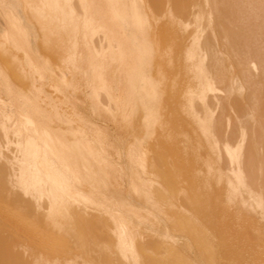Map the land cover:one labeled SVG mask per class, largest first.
Instances as JSON below:
<instances>
[{"label":"bare ground","instance_id":"obj_1","mask_svg":"<svg viewBox=\"0 0 264 264\" xmlns=\"http://www.w3.org/2000/svg\"><path fill=\"white\" fill-rule=\"evenodd\" d=\"M137 1L140 3L138 4L139 6L142 5L145 8V12L143 11L144 14L143 12L140 13V7L137 11ZM137 1H114V4L116 6V18L118 19V17H120L123 24H129L131 28V36H129L128 38V34L121 33L119 38H115L116 42L114 45H112L113 42L109 44L107 34L104 31H102L101 29H95L91 37L94 52L108 55L109 47H111L112 45L115 58L124 61V57H129L131 59L132 57H136L134 52L135 48L141 47L144 40L147 39L151 41L154 39V35L156 32L154 27V20L156 21V15H159L160 13H154V9L149 4V0ZM195 3L193 5L196 6L197 11L193 13L194 16L192 14L193 19L189 20V18L187 20V17L184 20V17L182 15V19L184 21H181L185 27L194 23L198 28V33L195 35L194 41L196 50L195 52H192V55H195L197 57L195 69L201 78V85L199 88L194 89L192 93H190L191 90L189 92V111L190 114L194 115L202 134L206 137L208 142H210L211 149H216L218 150V152L223 151L225 156L227 157L229 167L227 168V170L225 168V164L224 168L230 172L235 188L240 190V194L243 191L247 194L246 199L243 200L244 206L250 211L255 208L263 210L264 182L262 183V180L260 178H257L261 174L256 175V179H258L256 180V182H252L250 180V178L254 180V178H252L253 172L251 168L247 167V163L244 158V145L247 140V125L250 121L249 119L252 118L251 122L254 121L253 124L249 122L250 124H252V147L255 152L260 151V149L264 150V147L260 148L259 146L260 142H264V122H258L256 118L257 115L260 114L261 116V114L264 112V57L262 58L260 56V54H262L264 51L260 52L258 51V49L254 48L257 46V44H255V46L254 43H256V41L258 40L261 41V38L258 37L260 35V31L259 33H257L256 30V35L253 33L255 37L251 38L252 41H254V43H252V41L250 42L249 35L251 36L252 33L250 34V32H254L255 30L248 29L250 24L252 26V20H254V14L252 13V10H254V17L256 16L260 20L262 19L260 21L255 17V19L259 21V24L261 23L260 25H255L257 28L258 26H260L261 28L259 29H262L261 34H264L262 33V31H264V0H203L202 6L200 5V3ZM247 5L252 6V8L248 6L249 9H252L251 12H248L250 10H247ZM66 6L68 15L76 17L81 15L80 10L75 3L66 2ZM173 8L174 7L168 3L166 10L168 14L176 17L177 14L175 15ZM180 8L181 7L179 6L178 10H175L176 12H178V14ZM180 13L182 14V12ZM247 14L250 16H248ZM251 16L252 19H249ZM244 19H246V23ZM247 21H249V23ZM77 28L75 31H77ZM99 31L101 32V35L99 36L97 44H95L93 41V35L95 33L97 34ZM77 35L78 31L75 39L76 45H78L79 43V37L77 38ZM4 36L6 38L2 46L5 48L4 50H8L9 40L7 39L6 33ZM216 37L221 40L219 44L220 46H217ZM263 40L264 39H262V41ZM125 41L127 43L129 41L130 43L128 44H131L133 46H124L123 43ZM259 41L257 42L259 44L256 48H262L264 46H259L262 45V41ZM221 43L223 49L221 48ZM218 47L220 49H217ZM12 48L13 46H11V49ZM142 48H144V46ZM262 49H264V47ZM18 55L19 53L17 51V56ZM80 56L81 53L79 52V50H75L73 59L76 60ZM232 56L234 58H232ZM225 57L229 61L233 59L231 61L233 63L235 62V65L228 64V67L231 66V69L226 67L227 63L225 62ZM229 61L227 62L232 64V62ZM43 63L47 68V64H45L44 61ZM32 64L33 63H31V65L29 64V66L34 67V65ZM245 67L247 70L245 69ZM33 70L34 72L38 71L37 69ZM40 70L38 72H41ZM54 70L57 73L56 75L60 74L59 71H57L55 68ZM80 70V68H77L69 70V72L75 73L79 72ZM122 71L123 70H121V72ZM247 71L250 72L249 74H251V77L249 76ZM43 73L44 72H42V75L40 74L42 77L43 75H45ZM38 74L37 76H39ZM54 74L55 73H52L50 75ZM96 75L99 80L102 81L101 85H98L94 88V95H96L98 98L101 97L99 98V103L103 104L107 108V110H109V113L113 118H118L121 123L126 125L128 124V127L132 126L140 117V114L134 109L135 99L133 98V96L136 95V100L140 103L146 100V93L137 92V89L139 88H136L137 84H135V82H132L131 95L126 98H123V96L113 97L111 95V91L108 90L104 75H100L99 72H97ZM58 77L60 78V81L56 86L58 87L59 93L63 94L66 92L65 89L68 88L70 75L66 76L64 74H60ZM139 77L140 79L141 77H143L147 80L144 75H139ZM23 78L25 79L24 75ZM249 78L252 79L249 80ZM47 79H49V76ZM252 80L253 82L251 83ZM26 83L25 85H27L26 87H28V83ZM140 83L141 82H139V85ZM232 95H236L237 98L239 96L241 98L239 99L242 101V103L248 99L249 102L253 100L252 104L254 107L251 108L249 113H247L246 111L244 113L245 115L242 114L243 116L241 115V117L238 115H236L235 117L233 116L234 121L236 119L238 123L237 127L239 134L238 140L236 141V143L234 142L235 144L230 143V140L233 141L234 139L235 141V137H233L232 139H230V137L232 135L234 136L232 132L234 133L237 128L235 127L236 129L234 128V131L233 129L232 131L228 129L226 133H224L223 131L224 134L221 131L219 132L222 120L220 121L221 124L218 122V128L217 115H219L220 112L216 114L219 110H221L222 112L224 111V105H227L230 109V97ZM208 96L211 97L210 100ZM151 97H153V95ZM71 100L72 99L70 97H67V95L65 97H57L54 100L50 101L46 100L45 97L41 98L39 96L31 98L27 90H21L18 96L14 97L11 94L9 86L0 82V136H2V138L5 140V143L4 141H0V264H148L145 260L144 255L145 246L143 245V243L141 244L142 237L138 232L136 233L137 229H142V227L146 228L143 225V220L145 217L130 210L127 201L122 197V195H120V191L123 190H112L109 185V177L104 172V166H110V161H114L119 167L122 166L121 153L118 151L113 141L111 142L105 140L104 134L98 131V127L90 123V120L86 117V115L78 111V106L76 107L75 102H72ZM44 103L49 107H44ZM62 104H65L66 107L63 108ZM197 105H200L202 109H199ZM244 105L245 103H243V107ZM52 111H55V114H52ZM232 111H234V114L237 113L233 109ZM146 116L148 119L145 120L143 124H141V126L147 132H151L155 135L161 127L160 122L157 121L156 118H154L152 111H148ZM221 116L224 117V115L220 113L219 118H221ZM224 119L228 118L225 116V118H223V121ZM234 121L230 124L233 125ZM225 122H228L229 124L230 120H225ZM137 127L138 126H136V128ZM135 132L139 134L138 131L135 130ZM219 133L222 134V141L219 138ZM12 136L16 138V140L14 138V140L11 139ZM149 137L152 136L150 135ZM98 142H100L101 145L98 144ZM10 144H14L15 146L17 145L18 150L15 148L14 151L17 150L20 154H17L15 152V154H13L12 156L8 153V155L4 154L2 152V148L5 147L6 149L11 150L12 148L10 149ZM197 144L200 148V143L197 142ZM94 145L97 146L95 148H98L101 154V162L97 161L96 156L94 158L91 154L92 147ZM196 149L198 150V148ZM143 151L145 152L144 149ZM10 152L13 151L11 150ZM248 157H250V154H248ZM126 159L128 158L124 156V160ZM258 160V166H256L259 170L257 171H260L258 173H262L264 169V162H260ZM204 163L207 168L206 173L211 175V171L213 169L212 165L208 162ZM248 163L250 164V162ZM253 166H255L254 163ZM134 167L139 170L140 166L135 164ZM145 167L147 166L145 165ZM217 170L219 175L217 181L221 182V180H223L221 179V177L224 173L221 167L217 168ZM85 184L89 186L88 189L87 187L84 188L86 186ZM250 185H253V187H251ZM179 189L180 188H178V190ZM20 191L22 192L21 194L23 196L21 195L22 197H19H21L23 201L24 196L25 200L30 197L28 201H25V203L23 202L24 204L22 208H24L32 217L42 222L40 224V227L43 223H51L57 231L64 234H70L75 246L83 249V255L76 254L74 260L66 259L64 262H62L60 258L50 257L51 255L48 256L49 254L43 253V250L41 251V249L38 248L39 246L37 247L33 245L34 243H32L31 246L22 245L20 239H18L17 236L19 232L17 226H21L22 223H20L21 225H17V223L20 221L15 219L16 201L19 199L17 197V194L15 193ZM186 192L188 191L184 188L183 190H181V195L184 194V198L189 200V194H186ZM133 193L135 201L139 202V204L142 203L141 208L146 214L152 215L154 219L160 217L157 208L156 196L149 194L145 189H141L138 185L135 186ZM229 198L232 200L233 196L230 195ZM29 200L31 202H29ZM27 202L31 204H28ZM104 205L107 207L106 209L104 208ZM153 206H155L157 209L154 210ZM91 212H97L103 215V221L100 220V222L109 227V231L112 234V237L109 235H105L106 237H103L104 235L98 233L97 229L93 226V223L88 221ZM243 212L246 211L243 210ZM258 213L260 214V212ZM225 216L226 215H224V217ZM111 223H113V226L111 225ZM213 223L212 225H214ZM154 224L158 226L157 228H159L160 234L167 242L171 241V243L173 242V244L177 247L180 246L176 242V237L180 240V242H182L184 250L186 249L189 252H181V257H191L198 264H216L213 263L211 258L202 260L199 254L194 253L185 243L184 239L175 234V228L170 225V222L162 221L161 223L157 222ZM22 226L21 228H24ZM21 228L20 231L22 230ZM26 228V230H28V227ZM45 228H47V226H45ZM139 232L140 234L142 233L141 231ZM27 233L29 234V232ZM32 233H30V236H32ZM33 237L34 239H37H35L36 245H39L40 243L38 242V239H41L42 236L39 234L34 235ZM26 239L25 241H27ZM31 239L33 238L31 237ZM52 240L51 242L53 244ZM32 241L34 242V240H31V242ZM42 243L41 245H44L45 242L43 241ZM209 245H212V243H210ZM55 246L58 245L56 244ZM85 257L87 259H85ZM77 260L81 261L79 262Z\"/></svg>","mask_w":264,"mask_h":264},{"label":"rangeland","instance_id":"obj_2","mask_svg":"<svg viewBox=\"0 0 264 264\" xmlns=\"http://www.w3.org/2000/svg\"><path fill=\"white\" fill-rule=\"evenodd\" d=\"M162 1L163 0H149L150 2L149 4L151 5V7L153 6L154 8V13L156 6H157V14L160 13L159 15L155 14L157 16V19L155 17L156 21L154 20L155 23L153 22L156 30L154 39L151 41L147 39L144 40L147 44L143 41L142 46L136 47L134 51L137 57H143L145 59L146 58L150 59L153 57L155 61L154 64L155 71L153 72L152 75L151 73L148 75L146 74L145 71L142 70L139 71L140 73L139 72L137 73L138 77L136 76L135 78L136 81H133L135 82V84H137L136 88H139L137 89V92L146 93V100L140 103L136 100L137 98L136 95L133 96V98L135 99L134 109L140 114L139 119L132 126L128 127V124L126 125L121 123L118 118H114L115 120L114 123L111 120H109L105 115H101V116L94 115L92 117L96 123L107 128L109 137L106 133L104 135L105 140L111 142L113 141L114 145L121 153V158H122L121 160L122 162L120 161L122 165L121 167L116 165L114 161H110L111 164L110 166L107 167L104 166V172L109 177L110 188L112 190H123L120 191L121 192L120 195H122V197L127 201L130 210L145 217L143 220L144 221L143 225L146 228L142 227V229H137L136 233L138 232L139 235H141L142 237L141 244L143 243V245L145 246L144 255H145V260L148 264H198L191 257L183 258L180 256L181 252H189V251L186 249L184 250L182 242H180V240L177 237H176V242L179 244L181 248L175 246L173 242L172 243L171 241L167 242L164 239V237L160 234L159 228H157L158 226L154 224L157 222L161 223L162 221L170 222V225L175 228L176 231L175 234L182 237L185 243L189 246V248L194 253L199 254L202 260L211 258L213 263L216 264H264V215H263L264 209L260 210L255 208L250 211L244 206L243 200L246 199L247 194L244 191L241 192L240 194V190L235 188L230 172L227 171L228 170L227 168L229 167V162L227 157L225 156L223 151L218 152V150L216 149L215 150L211 149L210 142H208L206 137L202 134L194 115L190 114L188 107V98L190 97L189 94L190 90H191L190 93H192L194 89L199 88L201 85V78L195 69L197 57L195 55H192V52H195L196 50L194 41H195V35L198 33V28L195 26L194 23L185 27L181 21H184L187 17H188L187 20L189 18H190L189 20H192L194 16L193 13L197 11L196 6H194L193 4L196 2L197 4L200 3V5L202 6L203 0H201V2L200 0L197 1L164 0L163 3ZM66 2L75 3V0H66ZM168 3L174 7L173 8L174 13L175 15L177 14L176 17H173L170 14H168L166 10ZM138 4L140 3L137 1L136 2L137 11L139 10L140 7L139 10L140 13H142L143 11L145 12V8L141 5L142 8L144 9L143 10L141 6H139ZM179 6L181 8L178 14V12H176L175 10H178ZM248 6L250 5H247V10H250L248 12H251L252 9H249ZM250 8H252V6H250ZM252 11H253L252 13L255 15L254 10ZM180 12H182V14ZM182 15L184 17V20L182 19L183 18ZM254 15H253L254 20L259 19L256 16L255 19ZM78 17L68 15V19H70L69 20L70 26L73 27L74 51L78 50V45L75 44V39L77 34V31L75 30L78 27L77 26ZM249 19H252V16ZM244 20L246 23V19ZM254 20H252L253 21L252 26L250 24L252 28L249 26L248 29L250 30L254 29L255 31L254 32L248 31V32H250V34L252 33L253 35V33L255 34L256 30L257 33H259L260 31L259 33L260 35L258 37L261 38L262 41V39H264L263 37L264 34L263 35L261 34L262 29L261 30L259 29L261 27L258 26L257 28L255 25V24L258 25L259 21L257 20L254 21ZM247 22L249 23V21ZM262 33H264V31H262ZM100 35H101L100 31L97 34L95 33L93 35V41L95 44H97ZM252 35L251 36L249 35L250 42L252 41L251 38L255 37L254 35L253 36ZM258 41H256V43L252 41V43H254V45L257 44V46L256 45L255 46L258 47L259 44L257 43ZM3 42H0V44L3 45ZM220 42L221 40L218 39V37H216L217 46H220L219 45ZM263 43L264 40L262 41V45L259 46H263L264 45ZM143 46L144 48L146 46V48L145 49L142 48ZM256 47L254 48L258 49V51L260 52L264 51V49H262L264 46L262 48L259 47L260 49ZM221 48L223 49L222 43H221ZM217 49L220 48L218 47ZM263 54L264 52L260 54L262 58L264 57ZM94 55L100 57L107 56L96 52H94ZM232 58L234 57L232 56ZM225 59L229 61L226 57ZM117 60H121V59H117ZM226 60H225V62L227 63L226 67L231 69L230 68L231 66L228 67V64L235 65V62L233 63L231 61L233 59H231L229 62H232V64H230ZM13 61L16 63L17 66L22 68V61L18 56H14ZM67 68H69V70L79 68V66L77 65V59L69 60ZM247 72L248 74L250 73L249 71ZM99 73L100 75L102 74V72ZM139 75L140 76L144 75L147 78V80L144 79L143 77H141L140 79ZM249 76L251 77V74H249ZM250 79L252 78H249V80ZM253 80L251 81V83L253 82ZM101 82L102 81L100 80L99 85H101ZM139 82H141L140 85ZM69 87L70 85L68 83V88ZM76 87L77 86H74L73 90H77ZM151 94L153 95V97H151L152 96ZM61 95L62 97H65L67 95V97L71 98L70 94L67 91L63 94L61 93ZM79 97L82 98V94H80ZM95 97L97 98L98 102H100L99 98L101 97L98 98L96 95ZM208 98L210 100L211 97L208 96ZM239 98H240L239 96L237 98L236 95L235 96L232 95L230 97L231 110L227 105L226 106L224 105L223 107L224 111L222 112L221 110H219L216 113L218 114V112H220L221 114L224 115V117L221 116L222 119L219 118L220 113L219 115H217L218 117L217 123L219 122L221 124L220 121L222 120V124L220 126L219 132L221 131L223 133L224 131V133H226L228 129H230V131H232L233 129L234 131L237 128L236 129L237 131L235 130L234 133L232 132L234 136L232 135L230 137V139L235 137V141L234 139L233 141L229 139L231 144L236 143L239 135L238 127H237L238 123L236 119L234 121V117L236 115L241 117V115L244 114L246 111L247 113H249V111L253 107L252 99H250L252 100L250 102L249 99L246 101L243 100L244 101L243 103H245L243 107V103L240 100L241 98L240 99ZM45 99L47 100V97H45ZM99 104L102 107V110H104V112H109V110H107V108L103 104L101 103ZM43 106L47 108L49 107L45 103L43 104ZM197 106L199 109H202L200 105ZM79 107L83 108L85 113L90 114V111L87 109L86 104L80 103ZM232 109L235 110V112L237 113L234 114L233 113L234 111H232ZM148 111H152L154 118H156V120L160 122L161 127L159 128V130L155 135L152 134L151 132H147L141 126V124H143V122L148 119L146 116ZM52 114H55V111H52ZM225 116L230 120L229 124L228 122H225V120L228 121V119H224L223 121V118H225ZM259 116L260 114L256 116L257 121L264 122V117H263L264 112L261 114L260 116L261 118ZM251 119L252 118L249 119L250 120L249 122L253 124L254 121L252 120L253 122H251ZM233 121L234 123L233 125H231L230 123H232ZM249 122L247 125V140L244 145V158L247 163V167L251 168L253 172L252 173L253 176L255 175L254 177L252 176L254 180H252L251 178L250 180L252 182H256V180H258L256 179L257 177L256 175L261 174L257 178H260L263 183L264 169L262 171L263 174L258 173L260 171H257L259 170L257 168L258 166L257 160L259 159L258 161L264 162V155H263L264 150L260 149V151L258 152L254 151L251 142L252 124H250ZM219 123L217 124V127ZM136 126L138 127L136 128ZM135 130L138 131L139 134L135 132ZM98 131L102 132L103 134L105 133L104 129L100 127H98ZM150 135L152 137H149ZM221 136L222 134L219 133V138L222 141L223 139ZM13 138L14 137L12 136L11 139ZM14 139L16 140V138ZM0 141L2 142L4 141L5 143V140L2 138V136H0ZM197 142L200 143L199 144L201 145L200 148ZM98 144H100V142H98ZM9 146L10 149L12 148L11 150L13 152H10L11 150H8L5 147H3L2 152L4 154L6 155L10 154L11 156L15 153L20 154L17 151L18 150L17 145L15 146L14 144L13 145L10 144ZM259 146L260 148L264 147V142H260ZM95 147L97 146L94 145L92 147L91 154L93 155L94 158L96 156L97 161L101 162V154L98 148ZM15 148L17 150L14 151ZM196 148H198V150ZM143 149L145 150V152L143 151ZM248 154H250L251 158L248 157ZM124 156H126L128 159L124 160ZM256 156L258 159L256 158ZM204 162H208L212 165L213 169L211 171V175L206 173L207 168ZM248 162H250V164L252 162V164L250 165ZM253 163L255 166H253ZM135 164L140 166L139 170L134 167ZM144 164L147 167H145ZM224 165L227 170L224 168ZM219 167H221L224 173L222 174L223 178L221 177V179L223 180H221V182L217 181L219 176L217 168ZM137 185L140 186L141 189H145L146 192H148L149 194L157 197L156 202L160 214L159 218L154 219L152 215L146 214L141 208L142 203L139 204V202L135 201L133 191L135 186ZM253 185L250 186L253 187ZM86 187L87 189L89 188L88 185H86L84 188ZM178 188L180 189L178 190ZM184 188L188 191L186 192V194H189L188 195L189 200L184 198L185 197L184 194H183L184 196L181 195V190H183ZM237 192L239 193L240 196L238 195ZM21 193H22L21 191L15 193L17 194V197L20 200H22L21 197L23 196ZM230 195H232L233 198L235 199L232 198L231 200L229 198ZM19 199L17 200L18 202L16 201L15 219L20 221L18 222L16 220L19 223L18 224L16 222L17 225H21L20 223H22L23 226L22 225L21 226L24 227L21 228V226L19 227L17 226V229H19V232L17 231L18 232L17 236L18 239H20V242L22 243L23 246H29V245L31 246L32 243H34L33 245L37 247L39 246L38 248L41 249V251L43 250L42 251L43 253L49 254L48 256L51 255L50 257L60 258L62 262H64L66 259L74 260L76 254L83 255L84 253L83 249L75 246L74 241L73 239H71L70 234H64L57 231L51 223L49 224L43 223L42 226L40 227V224L42 222L32 217L24 208H22L25 201H28L30 197L25 200V196H24L23 198L24 201L23 200L20 201ZM29 202L31 201L29 200ZM29 202L27 203L31 204ZM105 205L104 208L106 209L107 207ZM157 208L153 206L154 210H156ZM243 210L246 212H243ZM258 212H260V214ZM90 214L88 221L93 223V226L97 229L98 233L104 235L103 237H106L105 235H109L112 237V234L109 231V227L100 222V220L103 221L104 218L103 215L97 212H91ZM224 215L226 216L224 217ZM211 222L214 225H212ZM220 223H222L223 226ZM111 225L113 226V223H111ZM45 226H47V228H45ZM26 227H28V230L31 228L32 230L31 229L30 230L32 232L35 230L34 232L36 233L37 231L36 234L33 232L34 235L40 234L42 236L43 239L42 238L38 239L39 240L38 242L40 244L39 243L37 244L39 245H36V241H35L36 238L34 239L33 233L30 230L29 231L26 230L27 229ZM20 228L22 229L21 231ZM26 231L29 232V234ZM139 231H141L143 234L142 233L140 234ZM30 233H32L31 234L32 236H30ZM31 237L33 239H31ZM25 239L28 241V243L27 241H25ZM31 240H34V242L33 241L31 242ZM51 240L53 241L54 245L52 244ZM41 241L48 243L47 244L44 243V245H41L42 243ZM210 243H212V245H209ZM56 244L58 246H55ZM60 244L63 247H61ZM85 259L87 258L85 257ZM77 261L80 262L81 260H77Z\"/></svg>","mask_w":264,"mask_h":264},{"label":"crops","instance_id":"obj_3","mask_svg":"<svg viewBox=\"0 0 264 264\" xmlns=\"http://www.w3.org/2000/svg\"><path fill=\"white\" fill-rule=\"evenodd\" d=\"M114 1L75 0V4L81 12L77 22V26H79L77 28L78 50L81 53L77 59V65L81 70L72 72V74L67 66L68 61L74 58L73 27L70 26L68 19L66 0H0V42L6 38L5 33L9 40L8 50H4L5 48L0 44V82L9 86L14 97H17L21 90H27L31 98L47 97V100L50 101L62 96L56 86L61 78L58 76L60 74L70 75V87L64 89L70 94L71 101L75 102L78 111L86 115L92 125L104 129V135L107 133L109 137L107 128L96 123L92 118L94 115H105L115 123L111 114L102 110L94 95V88L100 83L96 73L102 72L108 90L111 91L113 97L123 96L126 98L132 94L131 83L135 81L139 71L143 70L148 75L150 73L152 75L155 71L153 57L150 59L137 56L132 59L124 57V61L115 58L112 46L116 42L115 38H119L121 33L128 34L129 38L131 28L129 24H123L120 17H118L119 20L116 18ZM155 11L157 13V6ZM95 29H101L107 34L109 44L113 42L107 56L94 55L91 37ZM128 43L130 42L128 41ZM128 43L125 41L123 44L128 46ZM17 51L18 57L22 61V68L13 61V57L17 56ZM43 61L47 64V68ZM31 63L35 68L29 66ZM49 68L51 70L55 68L60 74L56 75V71L52 70V72ZM33 69L38 71L41 69V72H34ZM121 70L123 71L121 72ZM42 72L45 74L43 77L41 76ZM52 73H55L54 75L57 77L50 75ZM48 76L49 79H47ZM51 77L54 81L56 79L55 83ZM25 81L29 88L26 87ZM74 86H77L76 92L73 90ZM80 94H82V98L79 97ZM80 103H87L90 114L85 113L83 108L79 107ZM62 106L66 107L65 104Z\"/></svg>","mask_w":264,"mask_h":264}]
</instances>
